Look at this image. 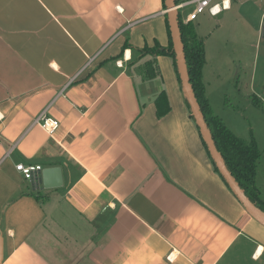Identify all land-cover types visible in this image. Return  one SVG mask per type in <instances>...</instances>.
I'll return each instance as SVG.
<instances>
[{"label":"crops","instance_id":"1","mask_svg":"<svg viewBox=\"0 0 264 264\" xmlns=\"http://www.w3.org/2000/svg\"><path fill=\"white\" fill-rule=\"evenodd\" d=\"M209 16L206 35L191 21L205 96L249 140L238 104L264 72ZM167 21L163 0H0V264H264V226L215 169L172 58L138 51L169 44ZM18 163L59 166L63 184L34 190Z\"/></svg>","mask_w":264,"mask_h":264},{"label":"trees","instance_id":"2","mask_svg":"<svg viewBox=\"0 0 264 264\" xmlns=\"http://www.w3.org/2000/svg\"><path fill=\"white\" fill-rule=\"evenodd\" d=\"M175 1L178 3V0ZM178 21L189 83L217 150L227 169L235 178L241 189L251 201L264 212V199L260 197V191L256 186L257 165L261 157V151L253 136H251L249 140L237 136L225 125L223 120L214 113L205 96V87L203 83L202 69L205 64L204 42L197 35L194 24L191 21L183 22L179 17ZM166 24L169 34V44L166 47L155 45L153 47H144L140 50L131 48L133 50H138L142 55L157 56L163 54L170 56L179 78L168 21ZM146 71L149 78H152L156 74L154 69L151 68L150 61H146ZM179 82H181L180 78ZM163 96L164 95L161 94L157 98V103ZM255 104L258 103L255 102ZM189 112H191L190 108ZM215 169L218 170L216 166Z\"/></svg>","mask_w":264,"mask_h":264},{"label":"rangeland","instance_id":"3","mask_svg":"<svg viewBox=\"0 0 264 264\" xmlns=\"http://www.w3.org/2000/svg\"><path fill=\"white\" fill-rule=\"evenodd\" d=\"M244 1V2H243ZM240 2V5L233 6L230 10H223L220 14H218L215 18L222 19V37L225 40L228 39V34L232 35V42L228 43L227 49H233L237 53L242 52V56L244 57V65H250V70L252 65L255 62V67L257 69H261L264 72V37L262 36V26H263V18H261V14L264 11V1L263 0H255V4L251 0H243ZM189 10V7L182 9L183 16L185 12ZM197 20L204 21V28L200 31L199 34L206 35L211 26H214V22L209 13L206 11L198 15ZM213 18V19H215ZM197 20H194L195 23ZM202 36V35H201ZM240 82L246 79L244 73H241ZM259 78L257 77V80ZM264 78L261 77L257 82L256 88L254 89L257 92V101H259V105L255 104L257 101H253L252 99L248 101L247 97L240 98V106L241 109V118L240 122L243 124L244 128H248V134L250 137L253 134L255 142L261 151V157L259 159L257 165V174H256V186L261 191L260 197L264 199V91L262 90V83H264ZM247 82L239 84V88L241 91L249 90V86H247ZM247 93V92H246ZM224 98V97H223ZM222 98V99H223ZM234 102V101H232ZM235 103V102H234ZM237 130V129H236Z\"/></svg>","mask_w":264,"mask_h":264},{"label":"water","instance_id":"4","mask_svg":"<svg viewBox=\"0 0 264 264\" xmlns=\"http://www.w3.org/2000/svg\"><path fill=\"white\" fill-rule=\"evenodd\" d=\"M167 12V19L171 33V39L173 44V50L175 53V60L178 69L179 78L181 81L182 89L191 110V114L199 128L202 139L212 157L219 173L222 175L228 186L233 191L234 195L249 212V214L264 226V212L259 209L251 199L241 189L235 178L227 169L223 162L220 153L213 141V138L208 129L207 123L203 117V114L199 108L196 98L192 92V88L189 83L185 56L183 52V46L180 36V28L178 21V11L175 0H164ZM262 36L264 37V24L262 26ZM34 190H41L43 188H56L63 184L62 171L59 166L45 167L39 171H36L33 178L31 179Z\"/></svg>","mask_w":264,"mask_h":264},{"label":"built area","instance_id":"5","mask_svg":"<svg viewBox=\"0 0 264 264\" xmlns=\"http://www.w3.org/2000/svg\"><path fill=\"white\" fill-rule=\"evenodd\" d=\"M264 1V0H263ZM185 4H194L193 10L189 13L187 21H194L199 14L208 12L211 16H217L223 10L229 8L230 0H190ZM183 4H178L177 8ZM263 24H264V11L262 12ZM33 124L39 125L49 135H52L59 126V121L52 117H49L45 112H41L33 121ZM16 169L21 172L23 177L27 180H31L36 171L41 170V165L38 164H16ZM169 260L170 256L167 257Z\"/></svg>","mask_w":264,"mask_h":264}]
</instances>
